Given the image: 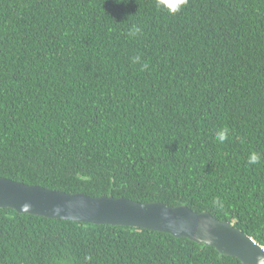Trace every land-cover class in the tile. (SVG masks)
<instances>
[{
	"label": "trees",
	"instance_id": "1",
	"mask_svg": "<svg viewBox=\"0 0 264 264\" xmlns=\"http://www.w3.org/2000/svg\"><path fill=\"white\" fill-rule=\"evenodd\" d=\"M156 3L0 0V176L186 205L264 246V0ZM0 264L242 263L165 232L0 208Z\"/></svg>",
	"mask_w": 264,
	"mask_h": 264
},
{
	"label": "water",
	"instance_id": "2",
	"mask_svg": "<svg viewBox=\"0 0 264 264\" xmlns=\"http://www.w3.org/2000/svg\"><path fill=\"white\" fill-rule=\"evenodd\" d=\"M0 208L51 219L165 232L214 247L242 264H264V246L234 223L186 205L66 193L0 176Z\"/></svg>",
	"mask_w": 264,
	"mask_h": 264
},
{
	"label": "clouds",
	"instance_id": "3",
	"mask_svg": "<svg viewBox=\"0 0 264 264\" xmlns=\"http://www.w3.org/2000/svg\"><path fill=\"white\" fill-rule=\"evenodd\" d=\"M187 4V0H157L156 6L157 8H160L170 15H174L177 12H179L185 5ZM141 29L139 27L133 26L132 29L129 31L128 35L129 36H136ZM140 62V57H133V63H139ZM148 68V64L144 63L142 65L141 70H145ZM228 138V130L221 129L216 133V139L220 142L223 143L226 139ZM260 161V155L258 153L252 152L248 156L247 163L249 165H255L259 163ZM213 203L217 206L220 205V201L218 199L214 200Z\"/></svg>",
	"mask_w": 264,
	"mask_h": 264
}]
</instances>
